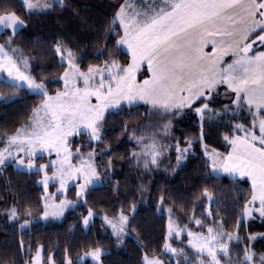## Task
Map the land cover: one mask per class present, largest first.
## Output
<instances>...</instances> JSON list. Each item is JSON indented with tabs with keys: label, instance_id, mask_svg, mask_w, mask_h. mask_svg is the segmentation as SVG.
<instances>
[{
	"label": "snow or ice",
	"instance_id": "1",
	"mask_svg": "<svg viewBox=\"0 0 264 264\" xmlns=\"http://www.w3.org/2000/svg\"><path fill=\"white\" fill-rule=\"evenodd\" d=\"M68 2L0 0V102L14 103L22 92L40 98L24 109L18 125L0 123V175L11 167L17 176H37L33 187L42 189L33 200L26 183L8 181L4 193L11 195L0 196L3 226L31 235L26 230L36 223L82 209L81 251L73 259L68 241L61 264H104L108 249L89 236L96 219L102 221L98 231L110 229L117 247L135 233L139 264H264V250L256 248L264 232L248 230L249 221L264 224V0H121L91 54L95 62L85 67L89 57L79 41L60 34L49 53L63 70L37 74L33 61L38 57L26 55L16 37L33 17L65 10ZM54 83L62 87L52 91ZM140 102L164 122L133 123L132 109ZM185 117L194 118L199 131L176 135L175 125ZM210 134L218 135L223 151L208 144ZM125 142L136 146L130 154L118 152ZM197 156L206 171L193 199L167 189L156 199L152 215H166L159 246L141 241V227L133 224L140 202L151 209L144 185L137 186L138 200H125L118 208L89 199L98 187L112 183L116 159L149 171L167 157L175 173ZM225 176L238 187L240 181L249 185L243 195L233 189L230 209L215 191V181ZM73 188L75 197L69 199ZM119 188L117 182L112 190ZM228 211L236 214L233 230L226 227ZM59 247L48 251L45 243L25 246L21 239L19 257L5 253L0 264H21V258L22 264H58Z\"/></svg>",
	"mask_w": 264,
	"mask_h": 264
},
{
	"label": "trees",
	"instance_id": "2",
	"mask_svg": "<svg viewBox=\"0 0 264 264\" xmlns=\"http://www.w3.org/2000/svg\"><path fill=\"white\" fill-rule=\"evenodd\" d=\"M120 2L121 0H69L65 10H61L58 7L52 15L33 17L29 27L17 35V44L25 49L26 55L38 57V59L33 61L34 70L37 74L42 69L49 73L58 74L63 69L55 67L49 53V47L56 36L66 34L78 40L80 48L88 53L89 58L84 61L86 67L89 62H95L91 54L103 42V30L114 15V5ZM77 12H79L78 16L75 15ZM114 39L115 37H113ZM97 41L100 43H97ZM0 43H3L2 37H0ZM142 71L146 72V68L142 69ZM49 79H51V76ZM58 87H62V84L54 83L51 85V90L55 91ZM20 96L22 98L16 100L14 103L5 105L3 102H0V123L8 121L18 125L26 115L24 109L30 110L40 99L38 96L29 95L27 92L20 93ZM132 112V122L138 123L141 126L162 124L164 122L159 119L158 114H149V108L144 104L134 107ZM112 122L113 118L110 117L109 124ZM194 130L195 132L199 131L196 128V121L192 117H185L184 120L175 125L176 135L190 136L194 134ZM146 131L151 132L153 129L146 128ZM79 142V138H77L76 143L78 144ZM207 142L211 147H218L223 151L217 134H210ZM135 147L134 143L125 142L119 147L118 152L120 154H130ZM196 149L199 150L200 145H196ZM170 161L173 165L175 164L174 151L171 154ZM133 164L134 161L124 162L116 159L112 183L107 187H98L91 193L89 199L102 203H114L118 208L120 203L125 202V200L129 203L134 199L138 200L139 193L137 186L144 185L151 193L150 198L146 196V200L151 203V209L148 208L146 203L140 202L138 214L133 224L141 227V241L149 246H159L162 244L160 237L162 225L166 222V215L164 219H157L152 215L156 207V199L164 189L177 193L181 198L193 199V193L197 192L199 186L204 183L200 179L201 173L206 171L203 167V159L200 156L195 158L189 157L182 169H177L175 173L168 169L169 158L167 157L159 165L158 169L152 168L149 171H144L142 166L140 169H137L132 166ZM36 179H38L37 176H32L31 179L17 176L14 170L9 167L0 175V196L11 195V193H4V188L8 181H11L13 186H15L17 181H21L26 183L29 196L35 200L42 192L39 186L33 187V181ZM117 182L120 184L119 192H114L112 187ZM215 184L217 199L224 202V206L229 209L231 203L236 198L233 189L235 188L243 195L249 186L248 183L240 181V187H238L227 176L215 181ZM74 197L75 189L73 188L69 193V199H74ZM114 197H118V200H113ZM3 204L4 200L0 199V206ZM189 207H191L190 204ZM81 211L82 209L69 210L60 220L40 221L32 228L26 230L31 235L24 234L23 236L17 231L18 226L13 227L11 224H8L7 227H4L3 225L7 224V220L5 216L0 215V256L7 253L9 259L13 255L19 257V242L23 239L25 246L29 242L33 244L36 242L45 243L48 246V251L52 250L53 245L59 243L60 247L55 253L58 264L62 262L64 247L68 241H71V256L75 259L81 251L77 248V244L83 239L82 225L78 222V213ZM200 211H203V209H198L197 214ZM227 215L229 220L226 223V227L228 230H233L236 214L228 211ZM101 225L102 221L96 219L91 225L89 236L92 239L102 240L104 247L108 249L110 255L104 257V264H139L142 253L139 250L140 241H137L135 238V233L126 237L123 243L117 247L115 239L111 238L110 230L106 233L98 231L101 229ZM248 230L254 233L264 232V224L259 219L249 221ZM256 248L257 251L264 250V241L258 242ZM46 258L47 254H45ZM88 264H91V261Z\"/></svg>",
	"mask_w": 264,
	"mask_h": 264
},
{
	"label": "rangeland",
	"instance_id": "3",
	"mask_svg": "<svg viewBox=\"0 0 264 264\" xmlns=\"http://www.w3.org/2000/svg\"><path fill=\"white\" fill-rule=\"evenodd\" d=\"M211 48V47H210ZM208 51H211V49L210 50H208ZM145 68H146V66H145ZM143 79V78H142ZM221 93H223V90L221 91ZM139 104H143V102H140ZM0 146H2V145H0ZM42 162V161H41ZM53 191H55V189L53 188L52 189ZM60 220V219H59ZM41 222H44V221H41ZM110 230V229H109ZM110 232H111V230H110ZM90 261V260H89Z\"/></svg>",
	"mask_w": 264,
	"mask_h": 264
},
{
	"label": "crops",
	"instance_id": "4",
	"mask_svg": "<svg viewBox=\"0 0 264 264\" xmlns=\"http://www.w3.org/2000/svg\"><path fill=\"white\" fill-rule=\"evenodd\" d=\"M210 47H211V46L209 45V47H208V48H206V51L210 50V49H211ZM208 52H210V51H208Z\"/></svg>",
	"mask_w": 264,
	"mask_h": 264
}]
</instances>
